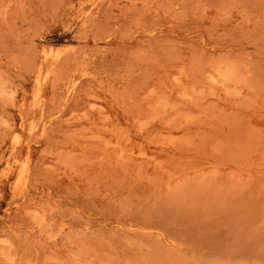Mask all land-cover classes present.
Returning <instances> with one entry per match:
<instances>
[{"label":"rangeland","instance_id":"rangeland-1","mask_svg":"<svg viewBox=\"0 0 264 264\" xmlns=\"http://www.w3.org/2000/svg\"><path fill=\"white\" fill-rule=\"evenodd\" d=\"M0 264H264V0H0Z\"/></svg>","mask_w":264,"mask_h":264},{"label":"bare ground","instance_id":"bare-ground-1","mask_svg":"<svg viewBox=\"0 0 264 264\" xmlns=\"http://www.w3.org/2000/svg\"><path fill=\"white\" fill-rule=\"evenodd\" d=\"M30 125H32V124H30ZM30 129V128H29ZM19 136V135H18ZM14 139V138H13ZM22 140V139H21ZM13 143H14V141H13ZM18 143H19V141H18ZM27 156V155H26ZM23 161V160H22ZM20 162V161H19Z\"/></svg>","mask_w":264,"mask_h":264}]
</instances>
